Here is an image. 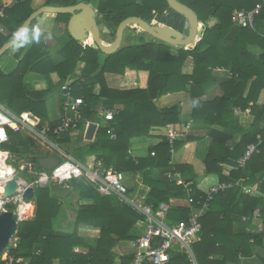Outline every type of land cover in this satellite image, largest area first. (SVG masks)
Instances as JSON below:
<instances>
[{"label": "trees", "instance_id": "1", "mask_svg": "<svg viewBox=\"0 0 264 264\" xmlns=\"http://www.w3.org/2000/svg\"><path fill=\"white\" fill-rule=\"evenodd\" d=\"M177 1L196 13L200 22L206 25L196 46L177 49V54L172 53L173 46L154 40L104 55L90 41L74 40L68 31L71 15L59 14L55 24L61 29L56 32L68 38L58 57H53L43 51L44 44L35 38L42 32L41 15L16 46L18 59L25 53L17 69L9 75L0 70V104H6L18 116L28 113L38 121H47L46 94L41 96L39 93L38 101L36 95L35 98L28 96L26 75L34 72L50 79L52 73H58L61 79L67 80L75 75L80 64H84L74 85V95L85 99V119L80 132L85 130L86 121L100 122L99 108L120 106L114 120L108 124L115 129L117 139L112 140L107 127L103 126L99 127L95 140L89 143L82 141L83 133L75 143L71 139L72 133L63 134L60 139L50 136L59 145L74 144L71 156L80 163L95 157L105 168L124 173L129 197L134 199L138 193L145 204L157 210L163 203L171 204L174 200L190 197L199 201L203 195L195 188L189 194L186 188L166 176L169 172L181 173L183 177L193 173L190 166L170 164L173 156L166 138L151 148L144 159L132 156L131 141L150 137L153 129L168 125H180L185 135L176 142V152L196 141V137L187 133L181 103L168 108L156 105L157 100L168 94L189 93L192 119L196 124L208 127L206 138L211 139L204 161L206 175L218 176L222 184H232L231 188L215 196L201 219L202 231L191 250L198 264H245L243 260L264 245V228L259 233L234 232L239 221L251 224L254 218L264 220V142L244 166L239 164L248 147L258 143V135H264V102L260 103L264 92V0ZM78 3L81 0H23L11 8H4L5 17L0 19V49L40 8L70 7ZM260 4L263 7L254 29L234 25V11H251ZM97 5L98 14L102 16L100 24L109 26L108 35L113 41L119 25L129 17H139L150 24L156 21L160 26L187 34L186 18L172 10L166 0H98ZM213 19L217 23L209 26ZM258 50L261 53L258 54ZM102 56L105 57L103 63ZM190 60L193 71L185 74ZM126 69L149 73L148 87L130 91L111 89L107 75H124ZM227 70L233 75L231 79L218 77V72ZM97 86L100 87L99 94L95 90ZM204 97H207L206 101ZM238 109L240 112L236 114ZM7 131L9 141L1 145V150L11 156L23 155L20 145L24 136L10 128ZM29 155L33 154L26 156L30 158ZM33 162L37 164L34 159ZM62 162L57 161V164ZM226 166L233 167L228 174L225 173ZM69 185L77 199L73 231L57 227L62 199L49 185L36 187L32 200L36 206L35 215L20 223L17 247L11 248L10 254L29 264H132L135 251L120 256L117 247L133 244L144 234L145 229L138 227L146 221L144 215L117 195H101L85 178L73 179ZM141 185L148 190L140 189ZM251 187L260 195L245 193V189ZM190 212V209L171 207L166 223L174 225L187 221ZM81 228L99 231L96 245L80 234ZM258 261L264 264V260ZM169 264H192V256L187 251H172Z\"/></svg>", "mask_w": 264, "mask_h": 264}, {"label": "built area", "instance_id": "2", "mask_svg": "<svg viewBox=\"0 0 264 264\" xmlns=\"http://www.w3.org/2000/svg\"><path fill=\"white\" fill-rule=\"evenodd\" d=\"M19 3V2H18ZM262 5H257L253 10H236L232 15V22L234 25L240 28L254 29L257 17L262 11ZM5 17L4 9L0 10V19ZM156 22V21H154ZM203 24V23H202ZM204 25V24H203ZM227 77L231 79L232 73L227 70ZM62 110L63 118L59 125L55 127L43 126L41 130L37 131L33 121H31L28 114H22L19 119H15L10 113H6L0 110V127L3 130V135H0V153L6 154L5 164L7 167H11L12 171L7 174V179L0 177L3 187L6 181L13 179L15 171L12 166L8 164L10 161V153L1 150V145L8 141L6 127L12 129L15 132H19L22 128H33L39 138H48L53 135L61 138L63 134L72 133L73 135L79 134L80 125L84 122V106L85 99L83 97H76L74 95V85L67 84L62 91ZM240 110H236V114H239ZM118 112L104 111L102 113L105 122H111L114 120L115 115ZM14 120H12L9 115ZM93 123L86 121V128ZM99 125L97 124V128ZM107 132L111 136L112 140L117 139L115 129L107 126ZM183 136V132L180 126L168 125L165 127L164 137L168 140L170 145V153L174 157L176 156L175 144ZM258 143L251 144L245 156L239 161L241 166H244L246 162L257 152L258 146L264 142V135L260 134L257 137ZM131 153V151H130ZM152 155H155L154 153ZM170 164L174 165V161ZM21 170H25V167H21ZM51 173V175L49 174ZM43 170L42 172H34L35 182L33 184L23 183L26 186L32 187H46L50 181L64 184L70 182L73 179L85 178L88 182L94 185L98 192L103 196L117 195L134 206L140 211L146 219V229L144 234L133 243L132 249L135 251V256L132 264H169L170 253L172 251L185 252L187 251L192 256V264H198L194 258L191 250V246L197 240L198 235L202 231L201 219L205 213L209 210L211 203L216 195L220 192H224L232 187V184H217L212 186L207 192L206 197L199 201L189 198L191 205V212L187 221H182L174 225L166 223V216L172 207L171 204H161L159 209L155 210L153 206L145 203H140L133 198L129 197L128 187L125 185L126 175L120 171L114 169H107L101 161H95L91 165H83L75 159H69L63 161L61 164H57L52 171ZM169 180L174 181L176 185L183 186L187 189L188 193L192 192L193 183L186 181L181 173L169 172L166 175ZM2 192V193H3ZM24 190L20 195L11 197L10 199H4L0 195V213L9 211L8 205L14 204L16 208L12 210L15 214V218L18 223L28 221L34 217L33 210H27L25 213H21L20 208L23 205H28V201L23 199ZM1 194V193H0ZM197 205L196 207H194ZM18 233V232H17ZM17 233L11 239L9 247L0 255V264H29L28 262H22L10 254L11 248H16L18 243Z\"/></svg>", "mask_w": 264, "mask_h": 264}, {"label": "crops", "instance_id": "3", "mask_svg": "<svg viewBox=\"0 0 264 264\" xmlns=\"http://www.w3.org/2000/svg\"><path fill=\"white\" fill-rule=\"evenodd\" d=\"M20 1H23V0H0L1 9L11 8ZM88 1H90V2H88ZM94 1L95 0H81V2H83V3H92L94 5V8L96 10H98V7H97L98 3L94 4ZM98 16L100 19L102 18V16H100L99 14H98ZM55 20H56V15L44 14L41 17V19L39 20L42 32L40 34L36 35L35 38L44 44V48H43L44 52H46L47 54H49L53 57H58L59 50L63 46L62 47L59 46V49H57L59 42H56V39L53 36V34H54L55 30L59 31L60 27L56 26ZM216 23H217V20L213 19L209 22V26H214ZM102 28H103V26H101V29ZM129 28H131L133 30H137L136 27L130 26ZM137 32L140 33V31H137ZM125 33H126V31L124 32V36H125ZM101 40H102V37H101ZM151 41H154V39ZM110 42H111L110 44H112L114 41L111 40ZM144 42H147V41L144 40L143 43ZM110 44H106V45H110ZM132 44H137V43H134V42L133 43L132 42L127 43L126 42L124 44V37H123V45L129 46ZM195 45L191 48H194ZM13 50H15V52H13ZM17 52H18V48L14 47L8 53L9 54L8 55V61H3L1 63L2 58L0 59V70L5 75H9L17 69L19 62H20L21 58L23 57L22 56L20 59H18V57L16 56ZM172 53L177 54V49L174 48L172 50ZM104 60H105V57L102 56L101 57V63H103ZM83 68H84V64H80L76 70L75 75L73 77H69L67 80L61 79L58 73H52L50 75V79H47L45 76L34 73V72H30L26 75L25 86H26V93L28 96H30L31 98H35L34 95H36L37 97L35 100L38 101L39 93H42L41 96H43V93L46 94L44 96L46 99V109H47V114H48V120L47 121H38L35 118H33L31 115H29L28 113H25V114L29 115L31 121H33L34 125L36 126L37 131L41 130L43 126L55 127V126L60 124V122L63 118L62 95H61L63 88L67 84L75 85L77 83V79L82 74ZM192 71H193V62L190 60L188 62L187 67L184 69V73L185 74H191ZM217 74H219L218 77H220V78H226L227 77L226 71H220ZM107 81H108L110 88L113 90L130 91V90H137V89H146L148 87V82H149V73H147V72L138 73L136 71L126 69L124 75L108 74L107 75ZM54 89H56L59 92L57 95L58 96L57 102L54 101L53 98L50 96V92ZM95 90H96L97 94L100 93V87L99 86H97L95 88ZM215 94L217 95L218 93L216 92ZM42 98H44V97H42ZM203 100L206 101L207 97H204ZM263 102H264V92H262L261 97H260V103H263ZM179 103H181L183 106L182 118H183V122L187 126L186 127L187 133L193 137H196L197 140L194 142L187 143L183 148H181L179 151H177L176 152V159L173 161H174L175 165H185V166L192 167V169H193L192 175L184 177V179L186 181L193 182L192 189L193 188L197 189V191H199L203 196H205L212 186H215L217 184H221L218 176H215V175L214 176L213 175L208 176V175H206V171H205V162L204 161H205V157L207 155V150H208L209 146L211 145V139L206 138V133L208 131V127L201 125V124H196L193 121V119H192L193 106H192L191 97H190L189 93L188 94H182V93L168 94V95H166V96H164V97H162L156 101V105L160 108H168V107H171V106L179 104ZM1 107H2V109L5 110V113H10L15 119L20 118V116L13 114L12 110H10L8 107L7 108H3V106H1ZM120 109H121L120 106H118L115 109L99 108L98 112H97L98 113L97 117H99L101 120L99 123H96V122H93V123L98 124L99 127L100 126L107 127L109 123L105 122V120L103 119L102 113L104 111H108V110L118 112V110H120ZM99 127L97 128V130L95 132L93 141L96 138V134H97ZM87 129L88 128L85 127L84 131H81L79 134L71 136L73 143H75L78 140V138L82 135V133H83V136H82L83 140L82 141L85 143H89L86 140ZM22 130L23 131L27 130L30 133H35V132H33L34 131L33 128H25V127L22 128L19 132H15V131H13V132L21 133L23 135L24 132ZM164 135H165V128L163 127V128L153 129L150 137L133 139L131 141V154H132V156L136 159L147 158L149 156L150 149L158 146L163 141V139L165 138ZM7 136H8V131H7ZM184 137H185V135L183 134V136L180 138V140L184 139ZM52 139H54V138H52ZM52 139L50 136H48L47 141L52 144L53 142L50 141ZM8 141H9V136H8ZM237 141H239V139ZM58 145H59V143H58ZM73 145L74 144H72V145L64 144L61 146L67 148V146L72 147ZM0 154L3 155L4 163H5V159L7 157L6 154H3V153H0ZM50 156L54 157V154L53 153L43 154V155L38 156V157L46 158V157H50ZM88 161H89L88 164L91 165L96 161V159H95V157H90V158H88ZM232 169H233V167L226 166L225 167V173L228 174ZM42 171H39V172H42ZM21 180H23L25 183H27L24 179H21ZM136 180L140 181V177H137ZM34 188H36V187H34ZM145 188H146V186L143 187L142 185L140 187V189H145ZM145 190H148V189H145ZM245 193H247L249 195H260L259 192L253 187L246 188ZM137 195H138V193H136V196L134 199L136 201H143ZM203 196H202V198H203ZM173 203L175 205L174 208L182 207L185 209H190V211H191V205L189 203V199L174 200ZM30 204H33L32 210H33V213L35 215V209H36L35 203L33 201H30ZM196 206L197 205H195L194 207H196ZM9 211H12V210H9ZM263 228H264V220L254 218V220L252 221L251 224L245 223L243 221L237 222L235 224V227H234V232L236 234H243L246 232L259 233L263 230ZM83 233L85 234V237H88L93 241L96 240V238L99 236V231L96 229H91V228H81L80 234L82 235ZM91 234H97V235L94 236ZM128 251L133 252L134 249H132V247H130L127 250V252ZM118 253L120 256H124V254L126 252L121 253L118 251ZM259 259L264 260V245L262 247L258 248L254 255L248 257L247 259H244L243 261L245 264H262L261 261H258Z\"/></svg>", "mask_w": 264, "mask_h": 264}, {"label": "water", "instance_id": "4", "mask_svg": "<svg viewBox=\"0 0 264 264\" xmlns=\"http://www.w3.org/2000/svg\"><path fill=\"white\" fill-rule=\"evenodd\" d=\"M166 1L172 10L186 18L185 30L187 34L180 33L167 26H160L157 22L150 24L142 18L129 17L119 25L114 42L106 45L101 40V27L98 25V10L94 8L92 3L81 2L70 7L44 6L34 12L21 26L15 37L0 49V59L23 40L32 22L44 14L71 15L68 23V31L71 37L78 42H87L92 38L93 47L100 50L104 55H112L120 49L127 47V45H123L124 32L133 25L141 27L155 41L171 45L176 49H189L193 47L202 39L205 32L202 29L203 24L200 22L199 17L191 9L180 4L177 0ZM103 33H110L108 27H103ZM96 130L97 124L91 123L86 132V140L88 142L93 141ZM29 156L37 162L40 168L48 172L52 171L57 165V160L52 156L46 158L35 155ZM22 190H24L22 195L25 201H32L34 199L35 188L26 186L20 177L15 176L13 179L6 181L4 192L0 195L4 199H10L11 197L20 195ZM19 227L20 223L16 220L13 211L0 213V255L9 247L11 239L18 232Z\"/></svg>", "mask_w": 264, "mask_h": 264}, {"label": "rangeland", "instance_id": "5", "mask_svg": "<svg viewBox=\"0 0 264 264\" xmlns=\"http://www.w3.org/2000/svg\"><path fill=\"white\" fill-rule=\"evenodd\" d=\"M97 3H98V0H95L94 4H97ZM157 24H158V22H157ZM105 27H108V29H110L108 25L105 26ZM131 27H134V26H131ZM202 29L203 30L206 29V25L205 24L202 25ZM137 31H140V33L137 32ZM58 34L59 33H57L56 30H55L54 31V37L56 39V42H59L58 43L59 45L57 46V49H59V46L60 47L64 46L65 43H66V40H67L66 38H68V37H64L61 34L60 35H58ZM108 34H105L102 37V41H104V43H106V44H110L111 43L110 41L113 38L111 35H108ZM144 40H146L147 42H150L151 40H153V38L150 35H148L147 33L142 32L139 29L133 30L131 28H128L126 30V33H125V36H124V44L126 42L127 43H131V42L132 43L133 42L134 43H143ZM227 44H228V41L226 42V45ZM13 52H15V50H13ZM257 53L259 54V53H261V51L258 50ZM24 54L25 53L23 52L22 56ZM8 55L9 54H6L5 56L2 57L1 63L3 61H8ZM58 93L59 92L56 89H54V90H52L50 92V96L56 102H57V98H58V96H57ZM1 106H3V108H7V105L6 104H0V110L5 112V110L2 109ZM13 114H15V113H13ZM9 117L12 120H14V118L11 115H9ZM7 129L8 128L6 127V130ZM23 132H24L23 136H24L25 140L20 145L21 153L23 155H21V156L20 155L19 156H10V161L8 162V164L12 166L13 170L15 171L16 177H20L21 179H24L28 184H33L35 182L36 177H35L34 172H39V171H42L43 169L39 168L38 165H36L33 162V159L27 157L26 156L27 154H33L35 156H41L43 154L53 153L55 159L57 161H59V162L60 161L61 162L62 161H67V160L72 158L71 157V152H72V150L74 148L73 146L72 147L67 146V148H65V147H62L61 145H58L57 140H54L52 138L51 139L53 141L52 140H50V141L53 142V143L51 144V143H49L47 141L48 138L47 139L45 137L44 138H39L38 136H36V134L30 133L27 130H25ZM175 159H176V156L174 157V160ZM88 163H89V161L87 160V162L84 163L83 165H88ZM21 167H25V170H21ZM49 174L51 175L50 172H49ZM48 185L52 188L53 193L54 194L56 193L58 195V197H60L62 199V202H63V208H62V210H61V212H60V214L58 216V219H57V227L59 229H61V230L73 231V228H74V225H75L74 223H75V220H76L75 203H76L77 199H76V196L73 193L70 192L71 188H70L69 182L64 183V184H59L57 182L50 181L48 183ZM139 202L140 203H144L143 201H139ZM174 206H175L174 203H172V207H174ZM9 208H13V210H14L16 208V205L10 204V205H8V209ZM138 227L141 230L146 229V221H144V223L141 222L138 225ZM82 235L85 236L84 233ZM91 235L95 236L97 234H91ZM93 242H94V245H96L97 241L94 240ZM132 246H133V244H130L128 246H126L125 244H120L117 247V252L119 251L121 253H125Z\"/></svg>", "mask_w": 264, "mask_h": 264}, {"label": "bare ground", "instance_id": "6", "mask_svg": "<svg viewBox=\"0 0 264 264\" xmlns=\"http://www.w3.org/2000/svg\"><path fill=\"white\" fill-rule=\"evenodd\" d=\"M134 27H136L137 29H141L142 30V32H144V30L141 28V27H139L138 25H133ZM104 44H106V43H104ZM3 130H2V128L0 127V135L1 136H4L3 135ZM10 171H12V169H11V167H7V165L4 163V158H3V155H1L0 154V177L2 176V177H4L3 179H7V177H6V175L7 174H10ZM2 179H0V182L2 183V181H1ZM3 192V187H2V185H0V193H2ZM31 210V209H33V204H30V203H28V205H23L21 208H20V211H21V213H25L27 210Z\"/></svg>", "mask_w": 264, "mask_h": 264}, {"label": "flooded vegetation", "instance_id": "7", "mask_svg": "<svg viewBox=\"0 0 264 264\" xmlns=\"http://www.w3.org/2000/svg\"><path fill=\"white\" fill-rule=\"evenodd\" d=\"M100 18H98V25L101 27V26H103V24H100ZM104 27V26H103ZM139 30H141L140 28H139ZM142 31V30H141ZM105 34L103 33V28L101 29V37H103ZM89 41L91 42V43H93V39L92 38H90L89 39Z\"/></svg>", "mask_w": 264, "mask_h": 264}]
</instances>
